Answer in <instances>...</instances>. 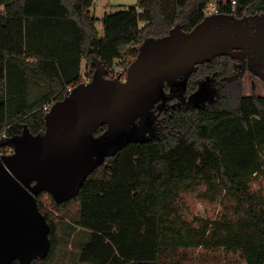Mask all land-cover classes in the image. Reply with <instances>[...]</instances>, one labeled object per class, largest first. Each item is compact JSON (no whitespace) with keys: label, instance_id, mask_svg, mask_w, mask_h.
<instances>
[{"label":"trees","instance_id":"trees-1","mask_svg":"<svg viewBox=\"0 0 264 264\" xmlns=\"http://www.w3.org/2000/svg\"><path fill=\"white\" fill-rule=\"evenodd\" d=\"M208 1L173 0L168 7L166 0H137L105 13L100 34L89 13L93 0H0V133L18 135L24 125L41 132L42 106L82 81L83 62L89 78L97 59L110 71L125 69L145 37L164 35L177 23L190 30L204 18ZM236 2V17L264 13V0ZM218 6L230 14V0ZM234 67L227 54L199 63L186 95L168 102L154 130L106 155L67 198L57 202L38 193L49 244L29 261L11 264H50L61 219L90 230L79 255L88 264H185L190 249L203 245L238 248L245 264H264V196L251 189L264 175V94H244ZM207 80L215 94L200 97ZM200 182L236 201L209 240V224L199 231L170 224L177 191Z\"/></svg>","mask_w":264,"mask_h":264},{"label":"water","instance_id":"water-1","mask_svg":"<svg viewBox=\"0 0 264 264\" xmlns=\"http://www.w3.org/2000/svg\"><path fill=\"white\" fill-rule=\"evenodd\" d=\"M247 17L259 21L253 30ZM247 17L216 13L190 30L177 23L164 35L145 37L124 80L120 74L109 77L110 69L95 60L90 80L74 85L45 112L44 130L33 134L24 125L1 142L14 151L0 156V264L25 263L45 252L50 225L36 195L45 191L57 202L67 198L106 155L144 137L168 100L186 95L196 65L246 52L260 65L264 13ZM102 124L105 130L95 136Z\"/></svg>","mask_w":264,"mask_h":264},{"label":"rangeland","instance_id":"rangeland-1","mask_svg":"<svg viewBox=\"0 0 264 264\" xmlns=\"http://www.w3.org/2000/svg\"><path fill=\"white\" fill-rule=\"evenodd\" d=\"M136 2L137 0H97L98 7L95 13L98 16L96 28L99 33L102 34V17L105 11L113 12L133 5ZM172 4L173 0H166V6L171 7ZM118 66H115L113 71L122 67ZM108 76L112 77V71H109ZM242 82L244 94H251L252 91L257 94H264V81L258 76H252L250 72H247ZM205 92L211 93V97L215 94L212 80H207L203 83L198 95L201 97L203 93L206 94ZM180 100L183 101L184 97H181ZM251 189L264 196V175L257 176L252 180ZM171 203L174 213H171L170 224L174 223L184 229L195 228L198 231L204 225L209 224L207 231L209 240L211 239L215 222H219L225 214H229L233 210L232 208L236 201L230 194L224 193L218 188L210 189L206 184L200 182L190 187L179 189ZM57 235L59 243L50 264H88L81 262L79 255L83 244L90 239V230L74 226L69 221L61 219L57 222ZM188 255L189 257L184 261L185 264H245V259L238 248L231 249L225 246L203 245L190 249ZM126 264L136 263L128 262Z\"/></svg>","mask_w":264,"mask_h":264},{"label":"flooded vegetation","instance_id":"flooded-vegetation-1","mask_svg":"<svg viewBox=\"0 0 264 264\" xmlns=\"http://www.w3.org/2000/svg\"><path fill=\"white\" fill-rule=\"evenodd\" d=\"M252 15H254V14L253 13L252 14H245L244 16L247 17V16H252ZM247 20L249 21L248 28H251V30H253V28H255V25H258V23H259V21H257L254 18L253 19L248 18ZM229 56L232 57V59L234 60V66H235L234 67V69H235L234 70V76L240 75L241 78L243 79L245 74L247 72H250L252 74V76H258V78H260L262 81H264V60H262L260 65H258L257 64L258 59H256L255 61L252 60L253 54L248 53V52H246L245 54L234 53L233 55H229ZM254 62H256V63H254ZM178 94L176 96H173L171 99L168 100L169 105L171 104L170 103L171 101L173 102V100H176V98L178 97ZM156 112H157V110L155 111V113ZM161 112L159 113L156 121L153 123V129L152 130H154L158 126L160 119H161Z\"/></svg>","mask_w":264,"mask_h":264},{"label":"built area","instance_id":"built-area-1","mask_svg":"<svg viewBox=\"0 0 264 264\" xmlns=\"http://www.w3.org/2000/svg\"><path fill=\"white\" fill-rule=\"evenodd\" d=\"M218 1H220V0H209L205 4V6L203 7L204 16L220 13V9H219V6H218ZM222 1H225V0H222ZM236 3H237L236 0H230V6H231L230 14H232L233 16H236V14H237V5H236ZM117 74H120L121 79L124 80L125 79V75H126V68L124 69L123 67H121V68H118L115 71H112V77L116 76ZM89 80H90V78L86 74L82 75V81L87 82ZM73 87L74 86H72V85L67 86L66 92L69 93L72 90ZM52 103L53 102L44 104L42 106V110L48 111V109L50 108ZM7 139H8V137H7L5 132L0 133V143L4 142ZM13 151H14V149H13L12 145L0 146V156L11 154ZM44 202L48 203V198L47 197L44 198Z\"/></svg>","mask_w":264,"mask_h":264},{"label":"crops","instance_id":"crops-1","mask_svg":"<svg viewBox=\"0 0 264 264\" xmlns=\"http://www.w3.org/2000/svg\"><path fill=\"white\" fill-rule=\"evenodd\" d=\"M93 5V6H92ZM91 6H92V11H91V6L89 7V13H90V15H92V16H94V17H96L97 18V20H98V16L96 15V9H97V0H93V4H92ZM105 13H107V11H105ZM104 13V14H105ZM97 20H96V22H97ZM96 24V23H95ZM83 68H85V62H83V66H82V72H81V74L82 75H84L86 72V68L83 70Z\"/></svg>","mask_w":264,"mask_h":264}]
</instances>
